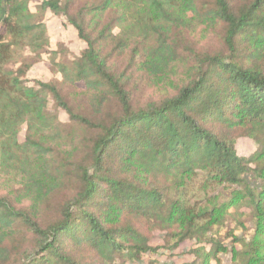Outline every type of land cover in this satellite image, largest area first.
<instances>
[{
	"label": "trees",
	"instance_id": "obj_1",
	"mask_svg": "<svg viewBox=\"0 0 264 264\" xmlns=\"http://www.w3.org/2000/svg\"><path fill=\"white\" fill-rule=\"evenodd\" d=\"M31 1L0 0V171L21 156L54 153L24 187L0 194V264L139 262L158 251L155 230L165 232L170 251L198 242L186 264H212L228 250L219 229L231 217L244 227L246 214L254 221L250 238L228 234L241 246L232 248L234 258L264 264V0H100L80 7L43 0L42 15L62 17L86 43L60 70L92 90V116L77 112L56 85L30 84L31 63L7 68L17 47L40 57L49 44ZM201 24L216 27L222 48L198 50L192 37ZM180 60L189 74L172 94L133 104L134 72L165 78ZM50 95L91 129L86 157L59 162L45 145L42 133L58 120L48 113ZM111 100L120 109L105 110ZM242 137L258 143L248 156L237 150ZM67 182L72 193L47 212L46 197ZM217 188L229 192L210 194Z\"/></svg>",
	"mask_w": 264,
	"mask_h": 264
},
{
	"label": "rangeland",
	"instance_id": "obj_2",
	"mask_svg": "<svg viewBox=\"0 0 264 264\" xmlns=\"http://www.w3.org/2000/svg\"><path fill=\"white\" fill-rule=\"evenodd\" d=\"M43 0H32L30 7L36 14L35 21H43L48 27L49 44L41 51L40 57L29 49L28 46L23 48H16L13 60L7 65L8 69H16L23 62H29L32 67L27 73L33 84V80H40L49 82L61 90L65 100L73 106L77 112L88 114L92 116L94 103L92 101L93 92L88 88L84 81L73 82L65 79L60 65L65 64L71 66L75 58H77L82 50L86 47V43L78 37L77 30L72 25H65L62 17L42 15L40 4ZM100 0H75V7H80L85 3H97ZM216 28V27H215ZM215 28L208 24L199 25L192 37L195 46L198 50L213 52L222 48L223 44ZM123 64V68L125 67ZM189 64L186 61L180 60L173 64L168 70L165 78L162 76H150L142 70L134 72L128 84V90L133 104H146L150 101H161L166 95L172 94L175 85L182 83L189 74ZM105 110L112 111L119 108L116 100L104 103ZM48 113L50 115H57L58 120L56 127L53 129L44 130L42 139L47 147L55 150V156L59 162L72 160L73 157H86L88 154V146L91 144L90 136L91 129L81 126L73 122L69 114L59 106L55 99L50 95L48 104ZM27 135V125H23L20 132V141L23 142ZM258 143L248 137H242L237 143V150L239 155L248 156L256 151ZM54 153V152H53ZM53 153L41 155L29 154L21 156L20 160L16 161L11 168L0 171V194H7L15 189L24 187L25 183L29 182L31 174H35L36 170L44 163L45 160H50ZM72 182H67L64 190L50 193L45 201L44 207L49 213L54 212L58 203L65 194L72 193ZM66 189V190H65ZM229 190L217 188L210 191V194L216 195L218 193L227 194ZM25 204H30L31 200H25ZM247 211V209H242ZM234 211V210H232ZM244 222V227L240 222L231 217L228 219L226 225L219 229L218 236L223 244L227 246V251L219 253L218 258H212V264H237L232 248L235 246L241 248L239 243L233 241V237L228 235L234 232L236 235H245L250 238L254 228V221L248 215L240 218ZM165 232L162 230H155L152 237V245L158 247V251L145 254L143 259L139 262L126 264H186L194 259L191 250L199 246L195 239H188L183 242L178 249L170 251L164 249ZM210 247V245H207ZM119 262V261H118Z\"/></svg>",
	"mask_w": 264,
	"mask_h": 264
},
{
	"label": "crops",
	"instance_id": "obj_3",
	"mask_svg": "<svg viewBox=\"0 0 264 264\" xmlns=\"http://www.w3.org/2000/svg\"><path fill=\"white\" fill-rule=\"evenodd\" d=\"M46 16H50V17L55 16L54 18L58 17V16L54 15L52 12H50V11L46 12Z\"/></svg>",
	"mask_w": 264,
	"mask_h": 264
}]
</instances>
